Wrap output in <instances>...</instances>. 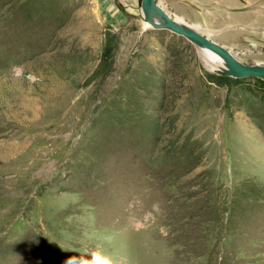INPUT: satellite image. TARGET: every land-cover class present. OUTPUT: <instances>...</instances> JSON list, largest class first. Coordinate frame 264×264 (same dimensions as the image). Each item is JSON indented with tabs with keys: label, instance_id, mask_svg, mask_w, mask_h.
Segmentation results:
<instances>
[{
	"label": "rangeland",
	"instance_id": "374dc122",
	"mask_svg": "<svg viewBox=\"0 0 264 264\" xmlns=\"http://www.w3.org/2000/svg\"><path fill=\"white\" fill-rule=\"evenodd\" d=\"M158 2L264 65V0ZM129 5L0 0V264H264V80Z\"/></svg>",
	"mask_w": 264,
	"mask_h": 264
},
{
	"label": "water",
	"instance_id": "95a60500",
	"mask_svg": "<svg viewBox=\"0 0 264 264\" xmlns=\"http://www.w3.org/2000/svg\"><path fill=\"white\" fill-rule=\"evenodd\" d=\"M143 22L154 29L169 31L173 35L184 37L198 47H204L216 53L224 62L220 75L234 79L258 78L264 80V65H246L240 63L228 49L210 40L204 33L187 25L178 24L174 18L160 6L158 0H137Z\"/></svg>",
	"mask_w": 264,
	"mask_h": 264
},
{
	"label": "crops",
	"instance_id": "0c3cea01",
	"mask_svg": "<svg viewBox=\"0 0 264 264\" xmlns=\"http://www.w3.org/2000/svg\"><path fill=\"white\" fill-rule=\"evenodd\" d=\"M120 1H124L125 3L128 4V7L130 9V10L128 9L129 11L135 10L133 7H131V5H129L130 2L133 0H120ZM135 1L137 2V0H135ZM208 1H211L213 9L216 11H227V9L224 8V5L226 7V3H228L229 9L232 7L234 9H238L241 12H242V10H248L249 9L246 6V3L250 2V0H208ZM224 2H225V4H224ZM228 18L230 19V17H228Z\"/></svg>",
	"mask_w": 264,
	"mask_h": 264
},
{
	"label": "bare ground",
	"instance_id": "6f19581e",
	"mask_svg": "<svg viewBox=\"0 0 264 264\" xmlns=\"http://www.w3.org/2000/svg\"><path fill=\"white\" fill-rule=\"evenodd\" d=\"M174 20L180 25H187L196 31L200 30L199 26H197V25H188L186 22H184L181 19H175L174 18ZM199 48H202V47H199ZM202 52H203L202 54H204V56H210L214 59V62H208L205 60V64L208 68L215 69L218 73H220L221 71L224 70V68H225L224 62L216 53H214V52H212V51H210L204 47L202 48Z\"/></svg>",
	"mask_w": 264,
	"mask_h": 264
},
{
	"label": "clouds",
	"instance_id": "9594fccd",
	"mask_svg": "<svg viewBox=\"0 0 264 264\" xmlns=\"http://www.w3.org/2000/svg\"><path fill=\"white\" fill-rule=\"evenodd\" d=\"M80 264H113L106 256H102L99 252L92 254L91 260H82Z\"/></svg>",
	"mask_w": 264,
	"mask_h": 264
}]
</instances>
